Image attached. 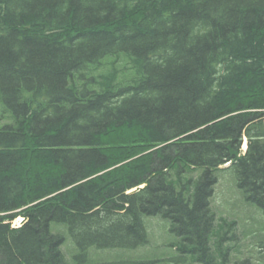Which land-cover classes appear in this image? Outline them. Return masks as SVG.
I'll return each instance as SVG.
<instances>
[{
    "label": "trees",
    "instance_id": "obj_1",
    "mask_svg": "<svg viewBox=\"0 0 264 264\" xmlns=\"http://www.w3.org/2000/svg\"><path fill=\"white\" fill-rule=\"evenodd\" d=\"M226 167L264 213V0H0V264H159L89 255L151 215L170 261L264 264L214 207Z\"/></svg>",
    "mask_w": 264,
    "mask_h": 264
},
{
    "label": "rangeland",
    "instance_id": "obj_2",
    "mask_svg": "<svg viewBox=\"0 0 264 264\" xmlns=\"http://www.w3.org/2000/svg\"><path fill=\"white\" fill-rule=\"evenodd\" d=\"M212 199L214 207L220 214L239 219L238 230L243 233L240 241L241 249L246 254L253 256L254 260L264 262V213L257 205L246 200L237 185L236 174L232 168L226 167L219 171V181ZM145 223L149 235L147 244L135 249L91 248L89 250L90 258L93 261H110L121 258L155 259L159 261V264H178L169 260L170 257L178 254L171 246L174 235L170 231V221L159 215H151L145 217ZM67 233L66 244L69 242L71 244H65L63 248L68 258L71 259L70 248L73 245L74 249L76 243L68 229Z\"/></svg>",
    "mask_w": 264,
    "mask_h": 264
},
{
    "label": "bare ground",
    "instance_id": "obj_3",
    "mask_svg": "<svg viewBox=\"0 0 264 264\" xmlns=\"http://www.w3.org/2000/svg\"><path fill=\"white\" fill-rule=\"evenodd\" d=\"M246 141H247V139H245L244 146H247ZM227 164H229V163H226L224 166H228ZM23 221H24V218L23 217L18 218V219L15 220V222L12 224V226L13 227L20 226L23 223Z\"/></svg>",
    "mask_w": 264,
    "mask_h": 264
},
{
    "label": "water",
    "instance_id": "obj_4",
    "mask_svg": "<svg viewBox=\"0 0 264 264\" xmlns=\"http://www.w3.org/2000/svg\"><path fill=\"white\" fill-rule=\"evenodd\" d=\"M246 144H247V141H246Z\"/></svg>",
    "mask_w": 264,
    "mask_h": 264
}]
</instances>
